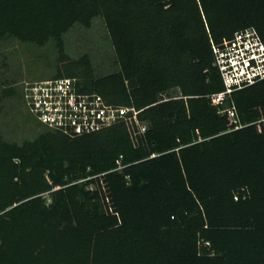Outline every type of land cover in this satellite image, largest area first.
<instances>
[{
    "label": "trees",
    "instance_id": "16d2710c",
    "mask_svg": "<svg viewBox=\"0 0 264 264\" xmlns=\"http://www.w3.org/2000/svg\"><path fill=\"white\" fill-rule=\"evenodd\" d=\"M100 16L117 68L96 75L89 56L72 59L64 48L75 26ZM250 26L264 40V0H0L1 44L60 50L63 63L50 52L52 75L36 79L77 78L82 92L142 110L148 126L138 135L125 123L108 129L117 149L97 154L91 135L22 113L43 131L0 167V264H264V196L231 173L242 150L264 162V128L253 124L264 114V79L219 106L208 97L224 89L213 43ZM26 81L22 93L13 81L0 94V117L6 98L22 94L25 104ZM233 106L244 125L236 130L219 113ZM68 184L93 233L29 254L28 227L47 235Z\"/></svg>",
    "mask_w": 264,
    "mask_h": 264
},
{
    "label": "rangeland",
    "instance_id": "374dc122",
    "mask_svg": "<svg viewBox=\"0 0 264 264\" xmlns=\"http://www.w3.org/2000/svg\"><path fill=\"white\" fill-rule=\"evenodd\" d=\"M65 42L64 51H67L72 59H77L84 55L91 58L96 75H99L101 71H103L102 73H108L117 68V65L113 62L116 59L115 48L103 16L95 18L91 28H85L80 25L75 26L65 37ZM51 44L53 46L50 45V47L53 50H50L49 47L40 48L33 45H24L19 41L0 43V94L10 89L12 85L10 82L17 81L15 87L22 93L23 79H26L27 83L35 81L34 79L36 78L51 76L53 68L50 69L49 66L51 63L49 53L52 52L53 54L51 55L52 60L55 57L53 64L58 63L57 61L61 64L63 63L59 56L60 50L55 47L54 42ZM46 57L49 59H46ZM11 79L13 80L10 81ZM20 95L21 98L19 96L6 98L2 104L3 110L0 117V167L10 166L15 160L19 161V158L24 154L23 141L35 138L36 135L43 131L38 121L32 119V125L24 121L22 113H27V108L25 104L22 105V94ZM114 137L115 132L105 130V132L102 131L89 136V141L93 145L95 152L102 154L117 149ZM231 169L232 175L234 174L235 177L241 178L259 196H264V162L254 160L249 150L245 149L239 153L237 162ZM79 181H85V179ZM70 185L64 186L68 198L67 204H54L52 206L51 227L47 235L43 236L36 226L28 227L24 240L27 243V252L29 254H33L37 249L42 248L43 245L50 246L60 242L73 241L93 233L80 205L82 198L70 193ZM102 187L104 191L107 190L105 183L102 184ZM96 188V184L87 187L90 190H95ZM1 190L2 186L0 183ZM44 195L49 204L53 202L51 194L45 193Z\"/></svg>",
    "mask_w": 264,
    "mask_h": 264
},
{
    "label": "built area",
    "instance_id": "2783aa9c",
    "mask_svg": "<svg viewBox=\"0 0 264 264\" xmlns=\"http://www.w3.org/2000/svg\"><path fill=\"white\" fill-rule=\"evenodd\" d=\"M215 65L219 68L224 89L208 97L213 105H222L236 90L264 79V40L255 27L237 31L230 39L214 44ZM25 105L45 126L70 136L92 135L120 123L127 124L133 135L145 134L142 110L131 105L109 103L98 93L82 92L77 78L38 79L25 85ZM258 111L253 124L262 131L264 114ZM229 119L230 130L242 128L235 106L219 110ZM156 154H152V157ZM120 163V162H119ZM123 165L120 163L119 168ZM61 185L56 187L60 188Z\"/></svg>",
    "mask_w": 264,
    "mask_h": 264
}]
</instances>
